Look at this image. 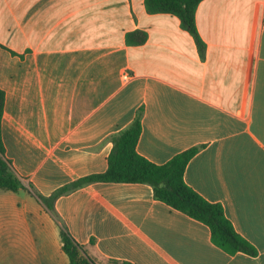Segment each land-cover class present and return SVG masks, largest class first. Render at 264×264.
<instances>
[{
	"label": "crops",
	"instance_id": "obj_1",
	"mask_svg": "<svg viewBox=\"0 0 264 264\" xmlns=\"http://www.w3.org/2000/svg\"><path fill=\"white\" fill-rule=\"evenodd\" d=\"M195 24L202 48L145 0H0L1 138L22 185L0 190V264H69L62 232L94 264H264V0H202ZM138 116L149 162L199 148L185 183L256 256L230 255L148 184L41 200L105 173Z\"/></svg>",
	"mask_w": 264,
	"mask_h": 264
},
{
	"label": "trees",
	"instance_id": "obj_2",
	"mask_svg": "<svg viewBox=\"0 0 264 264\" xmlns=\"http://www.w3.org/2000/svg\"><path fill=\"white\" fill-rule=\"evenodd\" d=\"M202 0H145L146 8L151 14L166 13L177 16L184 29L203 47L195 24V12ZM144 38L140 40L143 42ZM5 96L0 90V190L17 192L22 188L21 182L10 168L4 157V146L1 138V119ZM141 133L140 116L130 127L112 137L113 149L108 158V169L105 173L90 175L63 187L49 198H41L49 209L54 200L81 186L103 183L148 184L153 188L157 200L171 208L186 214L209 227L212 241L230 255L239 252L256 256L255 249L234 230L226 218L220 204L209 203L194 192L184 181V172L189 161L199 148H192L173 157L165 165H155L138 155L136 145ZM62 250L69 264H94L82 255V249L67 233L62 232ZM111 264H131L111 261Z\"/></svg>",
	"mask_w": 264,
	"mask_h": 264
}]
</instances>
